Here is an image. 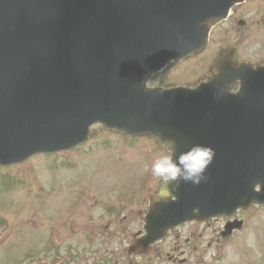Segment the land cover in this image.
Listing matches in <instances>:
<instances>
[{"label":"water","instance_id":"obj_1","mask_svg":"<svg viewBox=\"0 0 264 264\" xmlns=\"http://www.w3.org/2000/svg\"><path fill=\"white\" fill-rule=\"evenodd\" d=\"M78 3L0 0V127L5 125L4 115L25 112L65 125L71 142L81 138L89 122L99 120L126 133L155 134L161 141L170 134L187 135L196 142L206 135L229 134L250 146L240 110L243 98L250 95L246 85L240 94L230 96L222 74L195 91L145 88L147 78L176 52L203 46L211 4L201 7L194 19L179 20L168 13L167 4H148L152 12L146 13L145 4L135 0ZM131 4L138 6L133 13ZM130 38H137L140 46ZM23 69L24 76L14 80ZM129 71L139 73L126 75ZM222 100L221 117L212 121ZM33 143L41 145L40 139ZM240 157L235 152L232 158ZM229 173L211 200L203 194L195 200L204 208L228 209L249 199L258 174L246 159Z\"/></svg>","mask_w":264,"mask_h":264},{"label":"rangeland","instance_id":"obj_2","mask_svg":"<svg viewBox=\"0 0 264 264\" xmlns=\"http://www.w3.org/2000/svg\"><path fill=\"white\" fill-rule=\"evenodd\" d=\"M263 3H251L256 10L254 22L245 19L246 24L239 25L232 16L222 21L213 28L202 52L172 63L152 83L196 84L209 77V66L217 53L231 45L237 46L240 60H263ZM67 153L64 159L34 156L0 167V264H56L76 254L86 257L95 227L101 224L106 228L108 220L117 219L127 208L134 213H128L125 225L137 228L148 197L160 183L151 174L152 159L160 153L169 154L153 137L131 139L100 125L92 127L87 142ZM239 218L244 220L241 230L212 251L218 263L202 252L203 242L194 255L207 256L202 257L207 262L204 264H264V206L253 205L240 212ZM184 240L181 237L174 246L179 252L190 246ZM174 248L165 245L162 250L172 254ZM188 258L191 264L196 263ZM88 261L89 257L78 260L80 264Z\"/></svg>","mask_w":264,"mask_h":264},{"label":"clouds","instance_id":"obj_3","mask_svg":"<svg viewBox=\"0 0 264 264\" xmlns=\"http://www.w3.org/2000/svg\"><path fill=\"white\" fill-rule=\"evenodd\" d=\"M165 144L168 145L170 154H157L150 166L151 174L160 180L157 194L161 198H166L171 186L178 185L181 181L195 185L205 180L206 169L215 155L210 146L194 143L173 159L175 141L168 139Z\"/></svg>","mask_w":264,"mask_h":264},{"label":"flooded vegetation","instance_id":"obj_4","mask_svg":"<svg viewBox=\"0 0 264 264\" xmlns=\"http://www.w3.org/2000/svg\"><path fill=\"white\" fill-rule=\"evenodd\" d=\"M146 254H147V256H145L144 258L136 260L134 264H162L165 261L170 260V257H168V259H166V260L162 259V260L158 261L159 254H160V248L159 247L151 248ZM122 264H126V262H124ZM129 264H133V262L130 261Z\"/></svg>","mask_w":264,"mask_h":264}]
</instances>
